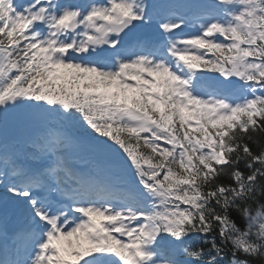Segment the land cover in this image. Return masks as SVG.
I'll use <instances>...</instances> for the list:
<instances>
[{
	"label": "snow or ice",
	"instance_id": "obj_1",
	"mask_svg": "<svg viewBox=\"0 0 264 264\" xmlns=\"http://www.w3.org/2000/svg\"><path fill=\"white\" fill-rule=\"evenodd\" d=\"M0 264H264V0H0Z\"/></svg>",
	"mask_w": 264,
	"mask_h": 264
}]
</instances>
